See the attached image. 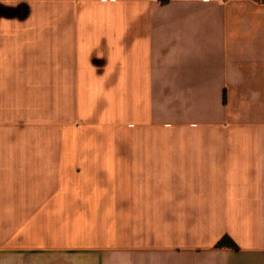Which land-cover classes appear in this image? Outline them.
I'll use <instances>...</instances> for the list:
<instances>
[{"label":"crops","instance_id":"1","mask_svg":"<svg viewBox=\"0 0 264 264\" xmlns=\"http://www.w3.org/2000/svg\"><path fill=\"white\" fill-rule=\"evenodd\" d=\"M0 264H264V0H0Z\"/></svg>","mask_w":264,"mask_h":264},{"label":"trees","instance_id":"2","mask_svg":"<svg viewBox=\"0 0 264 264\" xmlns=\"http://www.w3.org/2000/svg\"><path fill=\"white\" fill-rule=\"evenodd\" d=\"M167 1V0H162ZM225 246H232L235 247V244L228 236H224L216 245L217 248L225 247Z\"/></svg>","mask_w":264,"mask_h":264}]
</instances>
